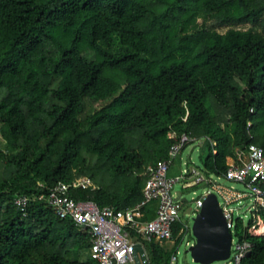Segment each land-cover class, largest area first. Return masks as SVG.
Segmentation results:
<instances>
[{"label": "trees", "instance_id": "1", "mask_svg": "<svg viewBox=\"0 0 264 264\" xmlns=\"http://www.w3.org/2000/svg\"><path fill=\"white\" fill-rule=\"evenodd\" d=\"M172 132L201 143L207 177L264 149V0H0V264H99L90 235L38 197L88 178L73 198L133 208ZM254 225L235 227L243 264H264Z\"/></svg>", "mask_w": 264, "mask_h": 264}, {"label": "built area", "instance_id": "2", "mask_svg": "<svg viewBox=\"0 0 264 264\" xmlns=\"http://www.w3.org/2000/svg\"><path fill=\"white\" fill-rule=\"evenodd\" d=\"M252 126V122H249V129ZM250 136L253 137L251 134ZM169 137L175 143L170 148L168 158L147 167L145 175L148 180L143 190V200L133 208L126 210L100 208L92 201L73 198L72 189L96 188L88 178H80L72 183H59L50 189L48 195H41L38 199L45 201L60 219L73 221L90 235L92 260L99 264H136L134 248L137 244L144 247L149 261L148 244L177 245L189 230V226L183 221L182 212L185 216L200 212L204 201L214 193L219 198L233 235L231 257L227 261L229 264H243L251 252L252 245L246 241L235 243L234 212L231 207L240 201L253 198L251 213L252 218H255V225L249 233L255 235L253 229L264 223L260 216L264 211V149L255 144L247 149H238L236 160L230 164L227 172L217 179L207 177L197 167L185 169L182 176L170 177L169 171L175 159L187 145L196 140L174 132L170 133ZM223 177L231 182L244 184L249 192L221 184L219 180ZM182 182L190 183L192 187H206L204 193L194 199L195 208H190L191 212L187 215L184 209L187 202L176 200L177 193L174 192L175 185ZM183 197L184 192L181 198ZM30 201L29 197L19 196L15 199V205L25 215ZM152 204L156 205L155 217L147 219V208ZM177 261V255L172 253L168 264H176Z\"/></svg>", "mask_w": 264, "mask_h": 264}, {"label": "rangeland", "instance_id": "3", "mask_svg": "<svg viewBox=\"0 0 264 264\" xmlns=\"http://www.w3.org/2000/svg\"><path fill=\"white\" fill-rule=\"evenodd\" d=\"M204 154V150L201 147V143H191L186 146V148L182 151V153L175 159L174 164L171 166L170 171H169V176L170 177H177V176H182L183 171L189 167H197L198 169L203 168L202 164V157ZM214 179H217V177H213ZM221 184H224L228 187H234L240 191L243 192H249V190L246 188L244 184L241 183H236V182H231L227 180L225 177L221 178L219 180ZM206 187L203 186H197V187H192L190 183H178L175 185L174 192H184L185 198H187V203L184 205L185 212L189 208H195V203L194 199L199 198L204 193ZM253 198H249L243 201H240L236 204H234L231 209L234 212V228H233V233H234V241L235 243L239 242V238L236 236L235 233V227L238 222V220H242L244 222V225L247 226L250 219L252 218V205H253ZM198 211H196L193 215L190 216H185L184 212H182L183 215V221L189 226V230L183 235V238L181 241L178 242L177 245L173 246L169 243H163V244H158L156 243V246H160L163 250H166L171 253H175L178 257V261L176 264H201L195 261V258L192 255L191 248L193 245L196 244L197 239L194 235V224H195V219L198 215ZM148 218V217H147ZM262 226V225H261ZM261 226L257 228L255 235H261L264 234V226ZM158 249V250H159ZM151 246L148 244L147 245V251L149 254V257L151 258ZM87 256L84 255L81 257V260H86ZM213 264H229L228 261H216Z\"/></svg>", "mask_w": 264, "mask_h": 264}, {"label": "water", "instance_id": "4", "mask_svg": "<svg viewBox=\"0 0 264 264\" xmlns=\"http://www.w3.org/2000/svg\"><path fill=\"white\" fill-rule=\"evenodd\" d=\"M182 192H177L176 200L187 202ZM191 212L189 208L186 215ZM196 244L191 248L195 261L201 264H213L216 261H227L231 257L233 235L216 194H211L204 201L194 224ZM136 264H150L144 247L137 244L134 248Z\"/></svg>", "mask_w": 264, "mask_h": 264}, {"label": "bare ground", "instance_id": "5", "mask_svg": "<svg viewBox=\"0 0 264 264\" xmlns=\"http://www.w3.org/2000/svg\"><path fill=\"white\" fill-rule=\"evenodd\" d=\"M261 225H263V223H261V224L259 225V227H260ZM257 228H258V227H257ZM257 228L253 229V232L256 231ZM261 230H262V226H261ZM261 236H264V234H261Z\"/></svg>", "mask_w": 264, "mask_h": 264}, {"label": "crops", "instance_id": "6", "mask_svg": "<svg viewBox=\"0 0 264 264\" xmlns=\"http://www.w3.org/2000/svg\"><path fill=\"white\" fill-rule=\"evenodd\" d=\"M262 226H264V223H263V225Z\"/></svg>", "mask_w": 264, "mask_h": 264}]
</instances>
